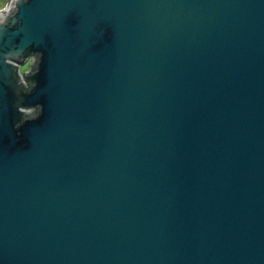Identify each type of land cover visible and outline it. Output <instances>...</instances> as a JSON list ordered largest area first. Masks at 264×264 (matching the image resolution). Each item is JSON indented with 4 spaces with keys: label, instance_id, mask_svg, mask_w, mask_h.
<instances>
[{
    "label": "water",
    "instance_id": "95a60500",
    "mask_svg": "<svg viewBox=\"0 0 264 264\" xmlns=\"http://www.w3.org/2000/svg\"><path fill=\"white\" fill-rule=\"evenodd\" d=\"M0 264H264V0H11Z\"/></svg>",
    "mask_w": 264,
    "mask_h": 264
},
{
    "label": "built area",
    "instance_id": "2783aa9c",
    "mask_svg": "<svg viewBox=\"0 0 264 264\" xmlns=\"http://www.w3.org/2000/svg\"><path fill=\"white\" fill-rule=\"evenodd\" d=\"M11 0H5L4 5L0 8V12H3L7 9L8 4ZM33 58H30L29 60H27V62H29V64L31 65L33 63ZM19 75L22 77L23 76V72L21 71V67L19 69Z\"/></svg>",
    "mask_w": 264,
    "mask_h": 264
},
{
    "label": "rangeland",
    "instance_id": "374dc122",
    "mask_svg": "<svg viewBox=\"0 0 264 264\" xmlns=\"http://www.w3.org/2000/svg\"><path fill=\"white\" fill-rule=\"evenodd\" d=\"M4 2H5V0H0V8L4 5ZM29 69H30V64H29V62H26V63L22 64V66H21V71H22L23 73L28 72Z\"/></svg>",
    "mask_w": 264,
    "mask_h": 264
}]
</instances>
